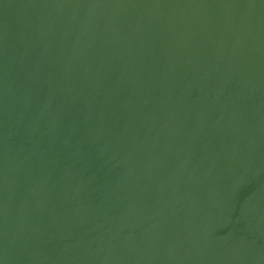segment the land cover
<instances>
[{"label": "water", "instance_id": "obj_1", "mask_svg": "<svg viewBox=\"0 0 264 264\" xmlns=\"http://www.w3.org/2000/svg\"><path fill=\"white\" fill-rule=\"evenodd\" d=\"M0 264H264V0H0Z\"/></svg>", "mask_w": 264, "mask_h": 264}]
</instances>
